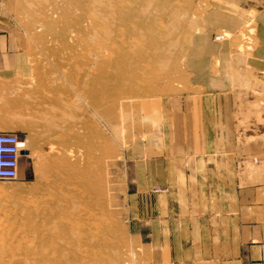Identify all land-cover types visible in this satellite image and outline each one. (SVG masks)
Instances as JSON below:
<instances>
[{
	"label": "rangeland",
	"instance_id": "374dc122",
	"mask_svg": "<svg viewBox=\"0 0 264 264\" xmlns=\"http://www.w3.org/2000/svg\"><path fill=\"white\" fill-rule=\"evenodd\" d=\"M233 5L1 0L6 26L25 35L31 71L9 96L19 116L0 118L14 125L2 132L26 138L19 178L0 181V264H153L129 228L133 173L123 151L160 126L173 101L211 112L230 130L217 136L244 144L251 176L264 180V72L231 64L258 46L253 13H234L244 21L236 31L209 24L211 11L232 16ZM202 34L223 53L197 74L188 55ZM198 75L223 84H193ZM241 76L249 83H235Z\"/></svg>",
	"mask_w": 264,
	"mask_h": 264
},
{
	"label": "crops",
	"instance_id": "0c3cea01",
	"mask_svg": "<svg viewBox=\"0 0 264 264\" xmlns=\"http://www.w3.org/2000/svg\"><path fill=\"white\" fill-rule=\"evenodd\" d=\"M230 3L235 4L233 15L211 11L209 24L214 28L225 23L236 31L244 21L234 13L252 12L258 46L231 64L235 68L246 61L263 73L264 0ZM24 37L6 26L0 0V118L19 116L9 112L8 105L10 94L25 84L31 71ZM191 43L188 67L197 74L209 72L211 56L223 49L216 48L208 34ZM219 79L198 75L193 84H223ZM236 79L238 84L249 83V76ZM207 99L205 95L199 103ZM167 106L172 112L166 120L162 117L160 126L123 151L133 173L129 196L134 203L128 212L135 242L153 264H264V180L251 176L245 145L218 137L217 132L230 130L217 129L211 112L201 113L188 99ZM13 126L0 120V131H13ZM235 148L241 150L238 155L229 151Z\"/></svg>",
	"mask_w": 264,
	"mask_h": 264
},
{
	"label": "built area",
	"instance_id": "2783aa9c",
	"mask_svg": "<svg viewBox=\"0 0 264 264\" xmlns=\"http://www.w3.org/2000/svg\"><path fill=\"white\" fill-rule=\"evenodd\" d=\"M221 37L217 36L216 39ZM23 144L21 134L0 131V181H13L19 178L25 156Z\"/></svg>",
	"mask_w": 264,
	"mask_h": 264
},
{
	"label": "bare ground",
	"instance_id": "6f19581e",
	"mask_svg": "<svg viewBox=\"0 0 264 264\" xmlns=\"http://www.w3.org/2000/svg\"><path fill=\"white\" fill-rule=\"evenodd\" d=\"M88 95L91 98L92 103H95L96 102V98L92 95V93H90ZM23 129L25 131L26 130V127H24ZM20 131H22V130H20ZM24 142H26V138H24ZM7 216H8V213L7 212L5 213L4 210L0 211V221L2 220V218H6Z\"/></svg>",
	"mask_w": 264,
	"mask_h": 264
}]
</instances>
